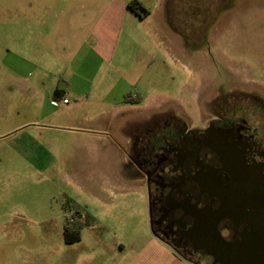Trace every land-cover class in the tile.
<instances>
[{
    "label": "rangeland",
    "instance_id": "rangeland-1",
    "mask_svg": "<svg viewBox=\"0 0 264 264\" xmlns=\"http://www.w3.org/2000/svg\"><path fill=\"white\" fill-rule=\"evenodd\" d=\"M113 1L112 9L132 0ZM138 1L142 16L110 17L114 62L86 85L89 97L69 93L70 105L78 104V111L63 119L68 106L54 100L59 103L54 119L37 127L31 121L49 108L51 91L58 82L67 87L70 76L61 74L64 68L80 62L86 51L69 24L60 44L57 34L53 44L42 41L38 21L24 15H42L44 6L0 0V264H174L160 262L146 192L125 180L131 125L171 109L191 121L203 120L219 89L238 85L264 95V0ZM88 8L91 20L83 24H94L98 6L92 1ZM47 22L45 30L50 31ZM25 60L50 67L54 63L60 77L50 79L46 67L39 69L33 76L43 86L26 94L14 86L21 74L5 66ZM249 104L255 110L260 102L249 99ZM99 123L125 160L84 162L85 145L92 139L73 126ZM97 168L99 173L90 176ZM68 197L96 218L75 243H66L63 234L75 214Z\"/></svg>",
    "mask_w": 264,
    "mask_h": 264
},
{
    "label": "flooded vegetation",
    "instance_id": "flooded-vegetation-1",
    "mask_svg": "<svg viewBox=\"0 0 264 264\" xmlns=\"http://www.w3.org/2000/svg\"><path fill=\"white\" fill-rule=\"evenodd\" d=\"M212 99L200 121L174 109L135 121L126 171L146 192L152 237L173 255L264 264V95L237 85Z\"/></svg>",
    "mask_w": 264,
    "mask_h": 264
},
{
    "label": "crops",
    "instance_id": "crops-1",
    "mask_svg": "<svg viewBox=\"0 0 264 264\" xmlns=\"http://www.w3.org/2000/svg\"><path fill=\"white\" fill-rule=\"evenodd\" d=\"M32 1L36 6H44L42 8H46V12L42 15L38 13L31 15L26 14L24 15V17L25 20L35 19L38 21L36 27L39 29V31L37 33L41 36V39L44 43L53 44L54 35L57 34V36H59L60 34H62L64 25L69 24L67 28L69 29V27L71 26L72 30H74L80 36V38L76 41L77 44H79V47L84 52L86 51V54L84 55V57H82L80 62L73 64L70 63L64 68V72L61 74L65 76L66 73H68V75L70 76L69 81L66 84L67 89L65 87L62 88L60 82L57 83V86L54 87V89L51 91V94H49V96L52 95V98L50 97L51 99L49 102V108L47 110L42 111V114H40L39 117L36 118V121H31V125L38 127L40 126L39 123L41 121H49L51 119H54V116L56 114L55 107H58L59 105V103L55 102L54 100H62L63 103L68 106V112L63 113V119L71 117L72 114L78 111V104L70 105L71 100L69 99L68 102L65 103L64 99H68L69 93L73 95L72 97H76L78 99H81L85 96L89 97L90 93H88V87H86V85L88 86L90 82H92L99 75L100 71L102 70V68L105 67L106 64L114 62L116 49L115 47L110 48L108 44V23L110 21V17L114 18V14L115 17L116 15L123 17V20L127 17H129L130 19L131 13L134 12L127 7L128 3L126 4L122 1L116 4L117 8L114 7L112 9V7L110 6L114 5L113 0L111 1L113 3H109L108 0ZM92 1H95V4L98 6V10L96 11V15L98 16L97 21H95L94 24H83L85 23V21L91 20V10L88 8V6L91 5ZM28 6L33 7V3H28ZM54 9L55 13L52 14V12L50 11H53ZM46 19L50 21V31L45 30L46 23H48ZM75 22L81 23L76 24ZM60 40L61 35L60 38L57 39L56 43L60 44ZM92 42H94L93 45ZM54 65L55 64L52 63L50 67L48 63L42 65L28 60H25V62L22 63H16L13 61L5 63V66L9 70H15L21 74L20 82H17L14 86H20L21 90L26 94H31L35 89H38L40 85L43 86L41 83H39L40 80L38 79V77L33 76V74L37 70L40 69L41 71H43L45 69L44 67H46V71L50 76V79H52V77L55 78L56 76L60 77V75H58V73L53 70ZM55 94L57 97H55ZM73 127L80 129L76 130V132L86 133V136L92 139L90 143L85 145L84 149L87 150V152L83 154L84 162L103 165L104 163H108L109 161L113 162L115 159L125 160L124 152L120 149L119 146H117V141L114 139V137L113 142L112 140H110V137L106 132V126H103L101 123H99L96 125L90 124L89 126ZM99 169L100 168L94 169L89 175L96 176L99 173ZM125 180L127 182H129L130 180L132 181L130 177L125 178ZM119 181L122 182L121 180ZM156 242L159 247L157 250V254L163 257L160 259V262L165 261L167 259L169 260V262L171 261V263L174 264H192L186 260H183L173 255L170 250L160 244L157 240Z\"/></svg>",
    "mask_w": 264,
    "mask_h": 264
},
{
    "label": "trees",
    "instance_id": "trees-1",
    "mask_svg": "<svg viewBox=\"0 0 264 264\" xmlns=\"http://www.w3.org/2000/svg\"><path fill=\"white\" fill-rule=\"evenodd\" d=\"M128 8L130 10H132L134 13H136L137 15L142 16V14L140 13L139 9L142 8L144 9L143 5L141 4L140 1L138 0H132L128 3ZM55 97L56 94H55ZM68 199V203H69V207H73V209L75 210V214L73 215L75 218V221L70 223L68 220V222L64 225V229H63V234H64V240L66 243H75L81 240V230L85 227V226H90L92 224H94L96 222V218L94 216H92L85 207L81 206L80 204H78L75 200H73L72 198H67ZM84 214V220L78 219V217Z\"/></svg>",
    "mask_w": 264,
    "mask_h": 264
},
{
    "label": "built area",
    "instance_id": "built-area-1",
    "mask_svg": "<svg viewBox=\"0 0 264 264\" xmlns=\"http://www.w3.org/2000/svg\"><path fill=\"white\" fill-rule=\"evenodd\" d=\"M64 102L66 103V102H68V99H64ZM84 214H81L79 217H78V219H81V220H84ZM75 219H77V218H75V217H71L70 219H68V221L70 222V223H72V222H74L75 221Z\"/></svg>",
    "mask_w": 264,
    "mask_h": 264
}]
</instances>
